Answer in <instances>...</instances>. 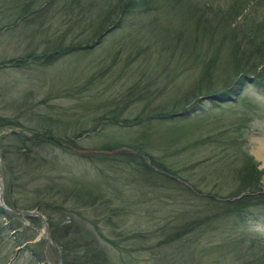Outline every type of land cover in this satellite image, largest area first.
Here are the masks:
<instances>
[{
	"label": "rangeland",
	"instance_id": "obj_1",
	"mask_svg": "<svg viewBox=\"0 0 264 264\" xmlns=\"http://www.w3.org/2000/svg\"><path fill=\"white\" fill-rule=\"evenodd\" d=\"M20 1L31 3L35 13L18 20L11 9L15 0L10 9L0 10V61L42 53L58 40L62 47H88L47 67L0 68V117L22 126L0 127V149L11 150L10 133L20 130L26 136L34 132L63 140L79 136L69 151L32 147L31 153L42 160L32 174L22 173L25 161L12 151L1 155L3 179L17 187L7 199L19 208L36 203L54 223L66 216L72 222L85 220L91 228L95 224L115 243L103 244L113 256L111 264H235L238 252L248 246L235 248L227 238L246 236L256 241L251 252L264 253L263 209L240 222L226 219L160 244L162 227L166 234L167 223L182 224L203 202L168 183L148 181L108 163L98 165L99 170L80 159L85 152L112 156L138 154L135 149L140 148L148 159L170 151L161 161L178 168L184 185L198 190L193 189L197 198L235 195L245 166L252 162L261 171L258 183L264 191V165L254 153L256 141L264 140V85L233 89L238 95L230 94L231 100L239 98L235 103L209 104L216 98L204 95L259 63L258 56L244 50L249 39L255 44L264 39V0ZM193 91L205 98L206 108L183 120L129 128L107 120L112 112L118 120L131 119L146 105L153 114L158 106L163 112L178 110ZM5 188L1 185L3 195ZM102 205L105 209L99 210ZM111 209H117L115 215ZM6 223L15 230L7 231ZM41 230L38 218L0 219V264H59ZM30 250L39 254L38 262Z\"/></svg>",
	"mask_w": 264,
	"mask_h": 264
},
{
	"label": "trees",
	"instance_id": "obj_2",
	"mask_svg": "<svg viewBox=\"0 0 264 264\" xmlns=\"http://www.w3.org/2000/svg\"><path fill=\"white\" fill-rule=\"evenodd\" d=\"M15 5L11 8L16 12L17 19H23L26 17V15H31L34 12H32L31 3H28L25 1V3L21 2L20 0H15ZM14 4V0H0V10L10 9V5ZM121 13V10H120ZM117 15V20L121 19V14ZM190 13V12H189ZM191 17H193V14H189ZM25 20V19H24ZM225 20V19H224ZM117 22V21H116ZM226 21L220 22V24H224ZM7 26H10L11 23L7 22ZM109 31V28H107ZM101 36V32L99 34ZM234 36V34H233ZM224 37L226 35L221 36V41L224 40ZM57 45L54 47H48V49H44L42 53H34V52H28V54L24 55L23 57H17L13 59H7L0 61V68H4L9 66L10 68H23L28 67L29 65L35 66V67H47L49 64L54 63L55 60H58L60 56H64L69 54L71 51H80V49H84L88 46L82 47L80 44L76 45H69L68 47H62L61 43L62 41L58 40L56 41ZM98 41H95L93 44L97 43ZM247 49L244 50V52H248L249 54H252V56H258L259 63H257L256 66H250L249 68L245 70H240L238 73H236L235 78L230 80V83L225 85L223 88H219L218 91L212 90L209 93L204 94L206 97H209L211 95L213 98H216L213 102L209 100V104H216L217 101L222 102H228V103H235L238 102L239 98H235L234 100H231V95H238L237 91L233 90L236 88H239L240 86L248 85L250 83L255 88L262 87L264 85V39L260 40L259 43L255 44V41H252L249 39V42L247 44ZM232 52V51H231ZM234 54V53H233ZM237 72V71H236ZM251 75V77H250ZM209 98V99H213ZM205 98H202L200 95H197L196 91H193V94L191 95L190 101L186 103L187 105L184 107H179L178 110L175 108H172V110H168V112H163L160 109L159 106L157 108L156 114H153L151 111L146 110L147 107L142 109L141 113L136 114L133 118L128 119L126 117L125 119H117L115 118L112 112V116L108 117L107 120L111 122L112 124L121 123L122 128L126 127H134V126H141V125H147V123H151L152 121H168L169 119L172 122L179 121L180 119L183 120L185 116H187L190 112L194 114H198L199 111L204 110L206 107H204L207 102H203ZM176 103H174L175 106ZM177 105V104H176ZM202 109V110H201ZM161 111V112H160ZM0 127L2 128H13V129H21L22 126L18 124V122L7 120L2 117H0ZM9 137H13L14 141H12L13 145L11 146V150H5L3 151L0 149V156L10 154L11 151L15 155V157L22 159L24 162V166L22 170V173L24 169L29 170V172L32 174L34 172H37L39 170L38 166L39 163L42 161L38 157H36L35 152L31 153V148H39L40 146H51L56 147L57 149H66V150H72L73 140L74 138H78L79 136L74 135L73 138H65L64 140L61 138L55 137V135L47 134L44 135H37L34 132H32L29 136H26L21 130L17 132H11ZM73 139V140H72ZM214 142H217V139H213ZM138 154L135 153H119L116 152V155L109 156L110 154H98V153H87L85 152L82 154V158L84 162H88L90 165L94 166H102L106 165L107 163L112 165L113 167H120L121 170H123L126 173L134 174L136 176L142 177V179L145 180H152L156 183H163L170 184V186L178 189L179 191L184 190L189 196L188 197H194L195 199L201 200L203 202V205L200 207L194 208L192 211V214H190L189 218L181 220L182 224L176 223L175 221L167 223L166 227L168 228L165 234V231H163V227L158 231L160 233V236L163 237L160 244L164 243H172L174 240H178L185 235H191L195 233L196 231L199 232L202 229H205V227H210V225L213 224H219L223 222L224 220L228 219L231 222H237L241 221L243 219H246L248 215L252 214L253 211L257 209H263L264 210V191L259 186V175L260 172L258 168L252 163L249 162L247 166H245L244 173L241 176V183L239 185V191L235 193V195L232 196H216V195H204V197L197 198V194L194 192H198V190L195 188L194 185H184L185 181L184 179H179V172L178 168H175L173 166L170 167V165L164 163L161 161V157L165 158L167 155H171L168 153H171L170 151L164 152L162 156H159L157 158L153 156H149L148 159H145L142 157V151L140 148L135 149ZM165 151V150H162ZM175 152H178V150L175 149ZM172 153V154H173ZM22 165L19 163L18 167ZM98 166V167H99ZM25 167V168H24ZM101 168L99 167V170ZM1 170V168H0ZM3 171V168L2 170ZM20 174V173H19ZM3 175H5V172L2 173V180L5 182L4 185L6 193L3 195L2 200L5 201L6 207L16 211H25L30 210L33 208H36L42 216H44V220H46L47 224V231H48V238L50 241H52L57 248L61 251V262L62 264H111L113 256L110 254L109 249H106V247L103 246L104 243H107V245H115V243L110 240L109 238H106L102 234V230H98L96 228V225L93 224L92 228L87 226V222L85 220L78 219V222H72L70 219L66 216L62 217V220L60 222L54 223L48 215L45 216V212L41 209H39L38 205L35 203L31 205L30 207L25 206V208L16 206V203L14 201H9L7 198L10 194L14 193L13 189H17L15 183L12 182V180H7V178L3 179ZM12 179V178H10ZM181 187V189L179 188ZM153 188V187H152ZM194 189V190H193ZM102 204V202L100 203ZM104 205V204H103ZM100 206L99 210L105 209L104 207ZM105 206V205H104ZM213 207V209L211 208ZM215 208V209H214ZM52 211H56L55 207H51ZM98 210V211H99ZM111 215H115L117 212V209H111ZM6 220L10 218H14L13 215L9 214L8 212H5V210L0 208V219ZM64 218V219H63ZM25 219L29 221L36 220L37 218H27ZM11 226H8V223L4 224V228L7 229V231H13L15 230V227H13L12 223ZM163 231V232H162ZM140 239V236H137ZM245 237V236H244ZM137 239L136 236H132L130 239ZM246 239V241L244 240ZM227 242L230 243V245L235 246V248L240 247L242 250V247L248 246L246 250H242V252H238V256L235 260V264H264V253L261 252L259 255H256L255 253L250 251V247L254 246V243L256 242L254 238H248L247 236L245 238H235L232 240H229L227 238ZM250 244V245H248ZM32 256L34 257V260L38 262L39 260V254L36 255L31 250L30 252Z\"/></svg>",
	"mask_w": 264,
	"mask_h": 264
},
{
	"label": "water",
	"instance_id": "obj_3",
	"mask_svg": "<svg viewBox=\"0 0 264 264\" xmlns=\"http://www.w3.org/2000/svg\"><path fill=\"white\" fill-rule=\"evenodd\" d=\"M1 161V159H0ZM1 180H0V208L5 210V212H8L12 215H17L18 217H21V218H29V217H34V218H38L39 221H41L42 223V235H41V239L42 241H44L45 243H50V246H52L58 253V256H57V262H59V264H62L61 262V251L59 250V248H57L55 246V244L51 241H49L47 235H48V231H47V222L43 219V217L40 215V213L35 210V211H26L25 212H18L16 211L15 209L12 210V209H9L6 207V204L4 203V201H2V195H3V191L1 190Z\"/></svg>",
	"mask_w": 264,
	"mask_h": 264
},
{
	"label": "bare ground",
	"instance_id": "obj_4",
	"mask_svg": "<svg viewBox=\"0 0 264 264\" xmlns=\"http://www.w3.org/2000/svg\"><path fill=\"white\" fill-rule=\"evenodd\" d=\"M256 145L257 148L254 150L256 155L255 157H257V159L261 161L262 165H264V140H257Z\"/></svg>",
	"mask_w": 264,
	"mask_h": 264
}]
</instances>
